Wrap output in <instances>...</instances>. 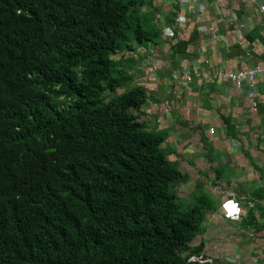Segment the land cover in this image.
Masks as SVG:
<instances>
[{
	"label": "trees",
	"instance_id": "trees-1",
	"mask_svg": "<svg viewBox=\"0 0 264 264\" xmlns=\"http://www.w3.org/2000/svg\"><path fill=\"white\" fill-rule=\"evenodd\" d=\"M160 13L154 0H0V264H223L193 244L212 200L180 197L189 174L140 121L136 54L164 41ZM190 41L170 45L172 68ZM247 214L264 228V206Z\"/></svg>",
	"mask_w": 264,
	"mask_h": 264
},
{
	"label": "crops",
	"instance_id": "crops-1",
	"mask_svg": "<svg viewBox=\"0 0 264 264\" xmlns=\"http://www.w3.org/2000/svg\"><path fill=\"white\" fill-rule=\"evenodd\" d=\"M154 1L161 12L170 13L176 5V20L174 24L161 21L164 41L146 51L159 65L156 70L150 68L149 100L140 121L167 134L166 145L174 152L171 160L189 174L179 186L180 197L187 200L181 190L191 182L194 188L188 201L194 202L198 193H209L215 206L207 212L214 216L213 230L228 221L223 209L235 205L243 211V231H255L264 241V228L257 230L246 223L247 209L264 206V76L258 77L254 88L259 96L256 111L248 86L239 88L230 79L216 77L218 71L250 69L264 61V11L260 8L264 0ZM179 16L185 21L179 22ZM173 27L178 35L171 38L166 33ZM191 39L186 54L172 68L170 45ZM165 42L169 50L163 47ZM256 216L264 226V216Z\"/></svg>",
	"mask_w": 264,
	"mask_h": 264
},
{
	"label": "rangeland",
	"instance_id": "rangeland-1",
	"mask_svg": "<svg viewBox=\"0 0 264 264\" xmlns=\"http://www.w3.org/2000/svg\"><path fill=\"white\" fill-rule=\"evenodd\" d=\"M167 1L170 0H163L162 4H166ZM160 14L162 15L161 18L160 15H158V17L162 22H168V17H171V12L169 13L162 11ZM181 17L182 16H179L178 21L184 22L185 20L180 19ZM167 43L165 42L163 47L168 48L169 50ZM121 56H124V58H130V60L133 59V53L125 52L124 55L116 56V58L118 59ZM136 59V67H138L136 72L137 83L143 84L147 87V90H149L148 85H150L149 83L152 73L150 68H154L156 70L159 62L153 60V57H150L145 50L139 51L136 54ZM146 71L148 72V75ZM123 90L124 89H121L120 92ZM140 120H142V118ZM190 188H194L193 182L189 183V185L186 187H182L181 190L182 195L183 192H186L185 196L187 200H192L190 199L192 198V190ZM206 194L208 195L209 193L205 191V195ZM223 210L224 217L228 219L226 224H224V222L219 223L218 230H213L211 228V224L214 220V216L207 214L205 222L207 223V227L212 231H209L207 228L204 232L197 236L193 244L199 245L203 240H206L207 244L205 253L208 256L216 254L218 257H220L219 260L223 264H264V260L262 261V258L264 259V241L259 239V236H257L255 231H250V233L243 231V226L240 225L242 223L241 215L243 214L241 208L232 205L230 208L228 207L227 210ZM241 231H243V233H241ZM219 232H223V234ZM216 234H220V236L216 237ZM240 234L244 235L241 236ZM216 238L219 239V241H216ZM213 241L215 242L211 244Z\"/></svg>",
	"mask_w": 264,
	"mask_h": 264
},
{
	"label": "built area",
	"instance_id": "built-area-1",
	"mask_svg": "<svg viewBox=\"0 0 264 264\" xmlns=\"http://www.w3.org/2000/svg\"><path fill=\"white\" fill-rule=\"evenodd\" d=\"M199 5L202 7L203 5L201 3H199ZM261 10L264 11V5H262ZM203 9V7H202ZM204 10V9H203ZM179 19V17L177 18V20ZM180 19L185 20L184 17H181ZM212 28H215V24L212 25ZM166 33V32H165ZM167 36L173 38V34L170 33H166ZM259 76H264V61L257 64L255 67L250 68V69H242V70H238V71H218L216 72V77H223L226 79H230L232 80L236 86H238L239 88L243 87V86H248L250 88V91L248 93V97L251 99V104H252V108L253 110H257L258 108V104H259V96L258 94L255 92V84L256 81L258 79ZM211 133H214V128L210 129ZM193 261H197V260H201L197 257H192L191 258ZM190 259V260H191ZM203 261V260H201ZM210 262L212 261L211 259L209 260Z\"/></svg>",
	"mask_w": 264,
	"mask_h": 264
}]
</instances>
